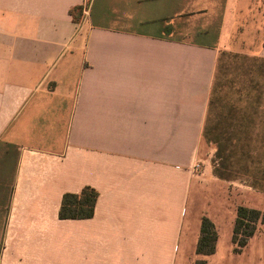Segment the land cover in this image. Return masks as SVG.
Instances as JSON below:
<instances>
[{"label": "crops", "instance_id": "crops-1", "mask_svg": "<svg viewBox=\"0 0 264 264\" xmlns=\"http://www.w3.org/2000/svg\"><path fill=\"white\" fill-rule=\"evenodd\" d=\"M229 52L264 64V0H0V264L199 258L185 215ZM85 186L93 215L60 219ZM241 251L207 264L256 263Z\"/></svg>", "mask_w": 264, "mask_h": 264}, {"label": "rangeland", "instance_id": "rangeland-1", "mask_svg": "<svg viewBox=\"0 0 264 264\" xmlns=\"http://www.w3.org/2000/svg\"><path fill=\"white\" fill-rule=\"evenodd\" d=\"M216 81L217 84L219 82L216 94H222L223 97L220 99L217 97L210 103V117L215 119L212 120V123L218 121L219 113L225 111L226 106L245 105V101L250 98L251 105L261 111L259 117H264V64L251 63L241 56L229 52L224 59L223 67L220 68L219 65L217 67ZM226 93L227 97L224 96ZM250 93H252L251 96H248ZM203 143L198 147L193 167L194 179L186 209L183 237L188 233L190 225L187 224L190 222H192L190 223V239L194 235L197 236L196 228L192 235L193 223L200 224L201 217H207L213 222L216 229L217 240L214 252L219 256L223 252H236L234 251L235 245L231 241L236 207L247 205L264 211V188L263 191L256 190L249 184L247 176L242 175L243 170L231 168L230 163V166L225 169L227 177H219L216 172L223 156L217 155V146L213 143L205 141ZM242 249L241 252H247V254H242L243 260L251 259L253 256L252 259L256 260L255 264H264V224L257 225L254 235ZM179 255L178 264H184L181 251ZM197 255L199 258H196L191 264H200V260H202V264H207L206 255ZM214 259L216 260V258Z\"/></svg>", "mask_w": 264, "mask_h": 264}, {"label": "trees", "instance_id": "trees-1", "mask_svg": "<svg viewBox=\"0 0 264 264\" xmlns=\"http://www.w3.org/2000/svg\"><path fill=\"white\" fill-rule=\"evenodd\" d=\"M82 7L70 9L73 20L81 15ZM220 68L223 67L219 66ZM215 82V80H214ZM217 81L213 84L208 113L202 136L206 143L210 142L217 146V155L223 156L221 164L216 172L219 177L225 178V169L231 165L236 169H242V175L247 176L249 184L258 191L264 188V147L252 146L250 144V126L253 122L251 112V98L245 101V105L226 106L225 111L219 113L218 121L212 123L211 101L222 98L217 93ZM219 89V88H218ZM252 93L248 94L251 96ZM224 96H228L226 93ZM261 147V148H260ZM233 157V160H232ZM224 160V162H223ZM226 162V163H225ZM230 163V165H229ZM237 172V171H236ZM98 193L90 187L85 186L78 193L66 192L63 194L58 216L60 219H83L93 215L94 206ZM258 224H264V211L257 208L238 205L235 209V219L232 228V243L234 251L239 252L254 235ZM217 233L213 222L207 217H201L199 237L195 252L200 255H211L215 251ZM2 245L0 244V252ZM202 264V260L199 261Z\"/></svg>", "mask_w": 264, "mask_h": 264}]
</instances>
